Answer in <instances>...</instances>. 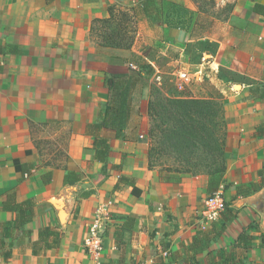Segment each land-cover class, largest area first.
<instances>
[{"label":"crops","instance_id":"crops-1","mask_svg":"<svg viewBox=\"0 0 264 264\" xmlns=\"http://www.w3.org/2000/svg\"><path fill=\"white\" fill-rule=\"evenodd\" d=\"M139 2L0 0V47L6 51L0 53V202L16 192L18 202L35 203L32 221L14 239H7V228L16 214L0 208V240L13 244L12 257L0 264H264V189L232 201L203 227L208 177L150 168L147 135L152 86L168 97L221 101L227 122L224 197L259 181L264 138L255 132L264 123V101L251 88L264 90V18L254 12L264 0H239L223 39L193 38L195 5L164 0L158 20L138 12L132 49L102 47L94 21L109 17L113 5L129 9ZM169 9L179 15L170 16ZM207 41L215 43L211 51L189 54L192 44ZM130 65L142 76L139 112L122 138L102 132L111 149L103 163L94 158L87 126L97 122L106 102V78ZM16 162L30 171L18 170ZM50 170L46 184L43 173ZM71 173L80 181L67 185ZM120 177L133 179L141 197L130 183L117 188ZM97 220L105 234L96 258L85 240ZM242 233L246 238L239 242ZM200 234L205 244L195 242Z\"/></svg>","mask_w":264,"mask_h":264},{"label":"trees","instance_id":"trees-1","mask_svg":"<svg viewBox=\"0 0 264 264\" xmlns=\"http://www.w3.org/2000/svg\"><path fill=\"white\" fill-rule=\"evenodd\" d=\"M139 1L138 6L129 9H122L113 5L109 8V17L94 21L92 32L102 47L132 49L137 33L138 12L154 20L163 16L165 12L164 0ZM196 2L199 3L197 13L201 16L202 11H205L201 4L202 0ZM210 3H214V0H209L203 4ZM234 7V5L231 6V11ZM254 12L264 18V5L256 3ZM173 13L179 15L177 11ZM4 48L0 47V53L6 54ZM7 48L11 53H19L16 47L7 46ZM141 82V73L133 72L128 67L114 70L106 78L108 89L106 102L100 106L97 122L87 126V134L94 138L95 160L105 163L109 159L110 145L108 140L102 137V132L109 130L115 133L117 139L122 138L132 118L139 112L140 96L138 90ZM251 92L255 97L258 96L264 101V90L260 87L251 88ZM148 121L150 168L159 167L161 172L173 171L192 176H207L210 196L221 192L225 209L232 201L240 197H251L264 189V170H261L259 181L238 185L236 194L227 198L224 197L229 190L225 183V174L228 169L227 122L224 105L221 101L204 98L168 97L160 88L152 86ZM255 136L264 138V123L256 127ZM164 157L173 161L170 166L165 167L158 164ZM16 167L23 173H28L31 169L30 166L21 167L18 162H16ZM52 178L53 170L43 173L46 184L50 183ZM79 181L80 176L73 173L65 178L67 185H74ZM122 182L132 184L133 195L141 197L142 192L135 186L133 179L120 177L117 188ZM34 205L33 200L18 202L16 192L7 194L6 200L0 202V208L3 211L16 214L15 221L7 228L10 232L7 239H14V232L24 229L32 221ZM245 238L246 233H242L239 236V242ZM7 239L0 240V260L7 261L12 257L13 244L8 243ZM195 242L206 243L202 234L196 237ZM205 247H200V249Z\"/></svg>","mask_w":264,"mask_h":264},{"label":"rangeland","instance_id":"rangeland-1","mask_svg":"<svg viewBox=\"0 0 264 264\" xmlns=\"http://www.w3.org/2000/svg\"><path fill=\"white\" fill-rule=\"evenodd\" d=\"M171 1L179 2V4L183 6L186 5L187 1H190L193 5H195L197 12H198L199 3H197L196 1H199V0H196V1L195 0H171ZM238 1L239 0H235V2L234 0H214V3L203 4L205 2H209V0H202L201 4H202V7L205 9V11H202L201 16L199 15V13L197 14L198 16H197L196 26L191 36H193V38L198 39L201 36L207 35L213 39H219V38L223 39L227 32V21L232 13L231 6L233 5L235 6ZM166 3L168 6V2ZM167 6L166 8H169ZM171 12L172 14H169V15L173 16L174 15L173 10ZM199 16H200V19H199ZM136 36H137V33H136ZM207 42L209 44V41ZM212 44L214 45L215 43H212ZM212 44H209L208 46L206 45L203 46V42L192 44L189 50V54H193V52H196V50H200V52L209 51V50L211 51ZM131 66L132 65H130L129 68L133 70ZM134 67L136 68V66ZM172 162L173 161L171 159L168 160V158L164 157L163 159L159 161L158 164L160 166L168 167L170 166V164H172Z\"/></svg>","mask_w":264,"mask_h":264},{"label":"built area","instance_id":"built-area-1","mask_svg":"<svg viewBox=\"0 0 264 264\" xmlns=\"http://www.w3.org/2000/svg\"><path fill=\"white\" fill-rule=\"evenodd\" d=\"M131 67L134 71H136L134 66ZM180 78L183 82H189V76L187 74H182ZM224 211L225 202L221 192L215 193L207 198L203 213V227H206L209 223L218 220ZM108 219L110 221L111 216H108ZM104 234L105 225L100 220L95 221L90 228L87 239L85 240V247L91 256L97 258L102 254L104 249Z\"/></svg>","mask_w":264,"mask_h":264},{"label":"water","instance_id":"water-1","mask_svg":"<svg viewBox=\"0 0 264 264\" xmlns=\"http://www.w3.org/2000/svg\"><path fill=\"white\" fill-rule=\"evenodd\" d=\"M263 198H264V195H263ZM262 203V202H261ZM261 203L259 202L257 205H255V207L260 211V212H262L261 211V208H259V207H261ZM259 206V207H258ZM60 215H61V219L64 221L65 220V217H66V212H65V210H63V209H61L60 208Z\"/></svg>","mask_w":264,"mask_h":264}]
</instances>
